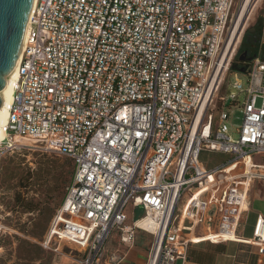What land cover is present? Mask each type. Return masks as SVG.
Listing matches in <instances>:
<instances>
[{
  "label": "built area",
  "instance_id": "obj_1",
  "mask_svg": "<svg viewBox=\"0 0 264 264\" xmlns=\"http://www.w3.org/2000/svg\"><path fill=\"white\" fill-rule=\"evenodd\" d=\"M262 3L33 1L0 160L31 146L73 165L42 249L64 242L99 264L114 232L131 246L140 231L153 238L146 264H175L198 244L191 237L239 239L251 184L264 182V15L257 55L231 74L237 95L218 94ZM232 106L242 115L236 138ZM202 152L229 160L207 168ZM127 207L142 208L131 226ZM235 243L264 254V219Z\"/></svg>",
  "mask_w": 264,
  "mask_h": 264
},
{
  "label": "rangeland",
  "instance_id": "obj_2",
  "mask_svg": "<svg viewBox=\"0 0 264 264\" xmlns=\"http://www.w3.org/2000/svg\"><path fill=\"white\" fill-rule=\"evenodd\" d=\"M264 3L255 10L248 29L240 39L233 59L235 57L246 59L249 63L258 53L259 29L263 24ZM249 52V53H247ZM246 55H251L245 58ZM233 61V60H232ZM245 68V72L247 70ZM235 67H229L225 75L218 97L237 91L231 87L234 78L231 77ZM237 77L243 80L241 75ZM242 86L245 84L242 82ZM242 97H239V102ZM214 125L217 122L219 101L215 102ZM261 106V101H256V107ZM232 114L228 121L232 137L235 128L241 125L242 115L232 106ZM21 145H28L19 141ZM227 155L202 152L200 161L207 168L228 162ZM70 160L54 154H48L38 148L26 146L19 152L8 154L0 160V264H85L84 258L74 246L67 243L50 245V250L40 247L47 237L53 217L62 205L65 190L72 175ZM62 181H65L62 183ZM219 192L216 197H219ZM33 205L30 213L25 210V205ZM126 225H133L135 220L142 216V208L125 209ZM151 238V237H150ZM41 249V253L34 252L31 247L20 242ZM106 246V245H105ZM109 259V258H108ZM105 258L99 261L103 264Z\"/></svg>",
  "mask_w": 264,
  "mask_h": 264
},
{
  "label": "crops",
  "instance_id": "obj_3",
  "mask_svg": "<svg viewBox=\"0 0 264 264\" xmlns=\"http://www.w3.org/2000/svg\"><path fill=\"white\" fill-rule=\"evenodd\" d=\"M256 161L261 163L260 158H256ZM247 202V212L242 216L237 229L239 239L232 235H224L222 238L234 242L209 243L205 241L213 239L210 233L201 237H191V240L198 244L189 245L186 260L177 261L175 264H264V254H258L256 247L235 243L251 239L256 219L258 217L264 219V182L254 181L251 184ZM152 242V236L137 231L133 244L123 245L119 241V234L114 232L104 246V258L108 264H146Z\"/></svg>",
  "mask_w": 264,
  "mask_h": 264
},
{
  "label": "water",
  "instance_id": "obj_4",
  "mask_svg": "<svg viewBox=\"0 0 264 264\" xmlns=\"http://www.w3.org/2000/svg\"><path fill=\"white\" fill-rule=\"evenodd\" d=\"M33 1L0 0V90L18 60Z\"/></svg>",
  "mask_w": 264,
  "mask_h": 264
},
{
  "label": "bare ground",
  "instance_id": "obj_5",
  "mask_svg": "<svg viewBox=\"0 0 264 264\" xmlns=\"http://www.w3.org/2000/svg\"><path fill=\"white\" fill-rule=\"evenodd\" d=\"M32 9H33V3L31 6L28 23H29L31 14H32ZM242 17H243V14H241L237 20L236 27H235L236 29L240 25V23L242 21ZM27 26H28V24H27ZM238 29L240 30V28H238ZM26 30H27V28H26ZM25 34H26V32H25ZM25 34H24V38L22 41V46H21V50L19 53L18 60L15 64L13 70L6 77L4 87L0 90V100H1V106H0V141H2L3 138L5 137V127L7 125L9 109H10V106L12 103L13 87L15 85V82L18 79V73H17L18 61H19L20 54H21L23 47H24ZM238 40H239V37L237 38V41ZM229 53H230V51L226 52L227 56L229 55ZM139 225L145 226L146 222H142V224H139Z\"/></svg>",
  "mask_w": 264,
  "mask_h": 264
},
{
  "label": "trees",
  "instance_id": "obj_6",
  "mask_svg": "<svg viewBox=\"0 0 264 264\" xmlns=\"http://www.w3.org/2000/svg\"><path fill=\"white\" fill-rule=\"evenodd\" d=\"M247 53H249V52H247ZM250 56H251L250 54H249V55H246V54H245V58L250 57ZM231 67H235L233 73H239V70H242V69L245 70V68H246V59H245L244 61H240L238 57H235V58L233 59V61L231 62ZM72 167H73V165H72ZM72 170H73V169H72ZM64 182H65V181H62V183H64ZM32 207H33V205H31V204H27V205H25L24 208H25V210H27L28 212H30L31 209H32ZM19 242H20V241H19ZM20 243L25 244V246L31 247V249H34V250H35L34 252H36V253H38V254L41 253V249L38 248V247L30 246L29 244L24 243V242H20Z\"/></svg>",
  "mask_w": 264,
  "mask_h": 264
},
{
  "label": "flooded vegetation",
  "instance_id": "obj_7",
  "mask_svg": "<svg viewBox=\"0 0 264 264\" xmlns=\"http://www.w3.org/2000/svg\"><path fill=\"white\" fill-rule=\"evenodd\" d=\"M249 64H250V62H249V63H246V66L248 67V66H249Z\"/></svg>",
  "mask_w": 264,
  "mask_h": 264
}]
</instances>
